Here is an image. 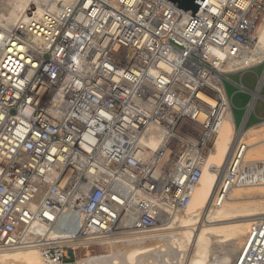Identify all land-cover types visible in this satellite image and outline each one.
<instances>
[{"label":"built area","instance_id":"2783aa9c","mask_svg":"<svg viewBox=\"0 0 264 264\" xmlns=\"http://www.w3.org/2000/svg\"><path fill=\"white\" fill-rule=\"evenodd\" d=\"M262 5L204 0L193 16L168 0H28L12 29L0 24V251L75 264L80 239L149 232L186 209L233 109L225 80L256 66L232 67L257 51ZM245 146L213 203L242 178L264 185V159L246 161ZM75 206L79 235L52 239ZM236 264H264V216Z\"/></svg>","mask_w":264,"mask_h":264},{"label":"bare ground","instance_id":"6f19581e","mask_svg":"<svg viewBox=\"0 0 264 264\" xmlns=\"http://www.w3.org/2000/svg\"><path fill=\"white\" fill-rule=\"evenodd\" d=\"M27 3L28 0H4L0 11V24L12 29L19 22ZM254 14L258 18L255 28L258 39L257 51L240 66L239 64L232 66L234 70L264 62V11ZM216 54L223 61L226 59V53L216 51ZM228 69L232 70L231 65L224 66V70ZM263 82L264 75L261 84ZM259 95V91L254 93L255 97ZM253 106L254 101L251 102L250 109ZM236 127L231 108L218 132L210 136L202 176L186 209L174 212L170 217H163L159 225L149 232L101 240L108 243V255L81 257L75 264H236L246 242L245 230L250 228L255 220L264 216L261 212L244 214L239 211L235 214L232 206L224 204L232 200L231 195L236 189L264 186L258 185L256 181L243 182L248 181L245 178L229 189L226 200L221 205L213 203L222 171L228 168L234 148L239 141L246 143L243 139L247 140L248 135L258 126L242 125L237 131ZM190 138L196 142L199 137L192 133ZM254 145L256 143L250 145L246 143L242 155L246 161L264 159L247 158L250 148ZM82 225L83 216L79 208L68 207L49 233L52 239L71 237L79 235ZM77 243L86 242L80 239ZM41 255L37 247L7 249L0 251V264H45Z\"/></svg>","mask_w":264,"mask_h":264},{"label":"rangeland","instance_id":"374dc122","mask_svg":"<svg viewBox=\"0 0 264 264\" xmlns=\"http://www.w3.org/2000/svg\"><path fill=\"white\" fill-rule=\"evenodd\" d=\"M264 6V0H261ZM264 8V7H263ZM261 10H263L261 8ZM250 72H244V73H238V74H230L228 76V79L225 80L226 90L230 97L233 99V111L234 116L237 121V130L241 128L240 124L242 122V119L245 115L246 111V102L249 100L250 94H246L245 92H242L240 90L239 86L234 85V83H239L240 79L243 78V82L246 85L248 89L254 88L255 82L257 83L258 78L262 77L264 73V62L261 64H258L254 66L253 68L249 69ZM246 71V70H245ZM243 72V71H240ZM262 95L264 96V87L262 89ZM261 97V96H260ZM254 116L258 118L259 122L264 119V98H259L255 109L252 111ZM262 119V120H260ZM257 121V119L255 120ZM254 124V120L250 119L248 121L247 126H251ZM257 129L252 131L246 139H243V141H246L247 145L254 144L253 147L250 148V151L248 153L247 158L249 159H257L258 157H264V122L257 125ZM261 154V155H260ZM223 161V160H222ZM213 164V163H212ZM211 164V165H212ZM215 165V164H214ZM248 180V179H247ZM255 181L254 178H251L250 181H243V182H252ZM242 182V183H243ZM264 186H255L250 188H244V189H236V191L231 195L232 200L226 201L224 204H228L229 206H232L234 208L233 213L237 214L239 211L243 212L244 214H252L255 212H261L264 213ZM250 227V226H249ZM247 228L244 232L246 235L248 233ZM243 235V240H244ZM107 242L104 241H94L91 244H79V247L77 248V259H80L81 257H94V256H103L108 255L109 253V246ZM42 256V255H41ZM44 259V258H43ZM45 264L48 263L45 259L43 260ZM79 264V263H78Z\"/></svg>","mask_w":264,"mask_h":264},{"label":"crops","instance_id":"0c3cea01","mask_svg":"<svg viewBox=\"0 0 264 264\" xmlns=\"http://www.w3.org/2000/svg\"><path fill=\"white\" fill-rule=\"evenodd\" d=\"M251 70H246V71H243V72H235V73H231V74H238V73H244V72H250ZM230 75V74H229ZM228 75V76H229ZM263 75H264V73H263ZM263 75H262V77H263ZM262 77H259L258 78V81H257V83L255 82V84H254V88H252V89H248L247 87H246V85L244 84V82H243V78H241L240 79V82L238 83H234V85H236V86H239L240 87V90L242 91V92H245L246 94H250V97H249V100L246 102V113H245V115H244V117H243V119H242V122H241V124H240V126L242 127V125H244L245 127H248L247 126V124H248V121L250 120V119H253L254 120V124L253 125H259V124H261L262 122H264V120H262V119H264V118H262V119H260V120H262V122L260 121L259 122V120H258V118H256L255 116H254V114L252 113V111L255 109V105H256V103H257V101H258V99L259 98H264V96L262 95V89H263V87H264V82H263V84H261V80H262ZM260 87V88H259ZM259 91V93H260V95L259 96H257V97H255L254 96V93L255 92H258ZM254 92V93H253ZM261 96V97H260ZM231 99H232V97H230ZM254 98V99H253ZM254 101V106H253V108L252 109H250V104H251V102H253ZM232 104H233V99H232ZM233 110V109H232ZM233 114H234V111H233ZM235 117V116H234ZM264 117V116H263ZM257 119V121H255ZM236 120V119H235ZM236 124H238L237 123V121H236Z\"/></svg>","mask_w":264,"mask_h":264},{"label":"water","instance_id":"95a60500","mask_svg":"<svg viewBox=\"0 0 264 264\" xmlns=\"http://www.w3.org/2000/svg\"><path fill=\"white\" fill-rule=\"evenodd\" d=\"M191 15L195 16L204 0H168Z\"/></svg>","mask_w":264,"mask_h":264}]
</instances>
